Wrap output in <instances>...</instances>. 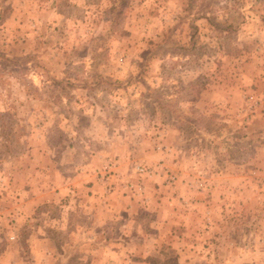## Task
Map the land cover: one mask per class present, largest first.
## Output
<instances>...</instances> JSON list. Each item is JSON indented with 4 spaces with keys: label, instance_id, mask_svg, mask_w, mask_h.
Instances as JSON below:
<instances>
[{
    "label": "rangeland",
    "instance_id": "rangeland-1",
    "mask_svg": "<svg viewBox=\"0 0 264 264\" xmlns=\"http://www.w3.org/2000/svg\"><path fill=\"white\" fill-rule=\"evenodd\" d=\"M92 158L124 195L179 197L181 262L264 264V0H0V243L47 228L18 193Z\"/></svg>",
    "mask_w": 264,
    "mask_h": 264
},
{
    "label": "crops",
    "instance_id": "crops-1",
    "mask_svg": "<svg viewBox=\"0 0 264 264\" xmlns=\"http://www.w3.org/2000/svg\"><path fill=\"white\" fill-rule=\"evenodd\" d=\"M152 151L154 152V149ZM99 152L109 153L107 150ZM88 160L91 162L80 170L71 172L65 170L56 173L53 178L48 177L49 182L43 181L45 187L41 184L42 191L38 195L33 192V188L22 187L25 188L27 195L24 197L18 193L19 198L15 196L13 199L21 202L19 206H22V215H30L28 212L41 204V208L47 211L44 218L47 228L44 226L45 231L42 235L36 233L37 237L33 238L34 218L31 216L29 223L22 226V229L30 231L29 240L15 243L1 241L0 264H98L101 262L97 257L99 250L105 251L106 256L102 260L105 264H115L111 259L117 263L121 256H127L126 261L124 257L121 259V262L127 264H146L144 258L148 255L147 252L152 250L155 252L153 257H159L156 256L158 254L165 256L166 253H159L164 251L175 257L176 264L193 263H187V260L181 262L177 257L181 248L190 251L194 246L191 242L193 232L189 230V226L182 229L175 224L177 223L175 219H179L180 216L175 204L180 199L174 192L150 194L144 198L124 195L115 188L113 176L103 177L104 172L102 173L101 169L97 174L94 159ZM54 169L52 164L48 165V170ZM47 186L51 188L49 196L42 193ZM55 207L57 219L53 218ZM51 223H56L55 228L61 231L62 239L58 244L50 238L52 230L49 228L53 227ZM22 229L18 227V231ZM176 230H184L180 232L183 234L182 239L186 238L190 242L176 244L170 239L162 241V238L168 236L174 238ZM177 234L179 235V232ZM97 235L100 243L97 242ZM204 249H207L208 253L210 247ZM80 252L88 254V262L82 259ZM74 253L75 256L71 258ZM158 264L164 263L161 261Z\"/></svg>",
    "mask_w": 264,
    "mask_h": 264
},
{
    "label": "built area",
    "instance_id": "built-area-1",
    "mask_svg": "<svg viewBox=\"0 0 264 264\" xmlns=\"http://www.w3.org/2000/svg\"><path fill=\"white\" fill-rule=\"evenodd\" d=\"M137 169L139 171H142L144 168H142L141 166H137ZM9 238L12 239V238H14V236L13 235H9Z\"/></svg>",
    "mask_w": 264,
    "mask_h": 264
}]
</instances>
